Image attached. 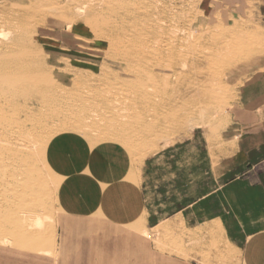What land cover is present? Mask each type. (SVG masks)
<instances>
[{"label": "rangeland", "instance_id": "1", "mask_svg": "<svg viewBox=\"0 0 264 264\" xmlns=\"http://www.w3.org/2000/svg\"><path fill=\"white\" fill-rule=\"evenodd\" d=\"M1 45L43 54L34 66L61 87L58 96L77 102L73 118L86 123L78 132L102 139L113 134L105 127L115 116L135 131L130 145L118 144L112 155L131 162L117 176L124 192L115 200L124 207L117 222L100 219L93 233L62 246L68 232L60 221L54 247L34 223L22 240L46 246L0 248V264H110L107 253H117L113 264H264V217L249 211L259 198L232 161L242 135L243 83L264 69V0H0ZM128 85H145L150 96L146 85L165 89V105L152 97L145 113L164 111L167 123L144 120L137 133L136 91ZM232 180L236 200L229 203L224 193ZM8 187L15 189L1 183L0 193ZM34 204L11 210L21 219L36 211L45 222L40 199ZM98 206L111 204L83 208ZM113 230L120 240L107 239ZM131 238L141 244L126 252ZM67 248L76 254L59 261Z\"/></svg>", "mask_w": 264, "mask_h": 264}, {"label": "bare ground", "instance_id": "2", "mask_svg": "<svg viewBox=\"0 0 264 264\" xmlns=\"http://www.w3.org/2000/svg\"><path fill=\"white\" fill-rule=\"evenodd\" d=\"M63 39L69 43L67 36L63 35ZM37 52L34 54L18 49L5 51L0 46V184L15 187L14 191L8 187L2 191L3 194L0 193V248L10 247L27 252L46 246L40 242L28 243L22 240L26 237L24 228H30L34 223V229L46 231L47 245L54 247L58 238L56 226L60 221L66 223L63 227L68 232L67 238H61L62 246L68 240H77L86 235V232L93 233L100 219L117 222L118 213L124 210L122 205L115 202L124 194L118 186L117 176L121 171L131 168V162H121L112 155L117 153L118 144L120 147L130 145V135L135 131L123 121L116 120L115 116L111 121L116 124L108 122L110 126L105 127V130L112 131L113 134L107 133L102 139L78 132L86 123L85 119L73 118V107L77 102L58 96L57 90L61 87L47 82L50 81L47 71H37L34 66L35 58L43 56L41 52ZM127 53L129 51L121 50L120 55ZM132 62L130 59L126 64ZM156 74L157 72L152 71L148 74V79L154 82ZM128 86L136 91L133 109L140 127L137 133H142L144 129L141 121L149 120L157 126L167 123L164 111H153L149 115L145 113V107L154 104L150 99L152 97H158L165 105L168 97L165 89H161L160 85H146L153 90L150 96V93H143L145 85ZM131 118L134 119L130 117V121ZM18 189L26 191L25 198L18 197L15 193ZM33 190L36 195L29 194ZM11 196L13 198L9 199ZM39 199L43 206L41 214L45 217L43 223L38 222L39 215L36 211L30 212L27 219H21L18 217L20 214L11 210L12 207L23 204L29 209ZM103 202H109L111 206L102 210L99 206L88 211L83 208L86 203L95 206ZM59 209L64 212L58 214ZM131 228L134 226L131 225ZM107 233L110 234L107 239L113 237L114 240H120L116 230ZM131 242L128 245L126 243V252L127 246L134 249L141 244L133 238ZM102 251V248L99 249L98 254L101 255ZM74 254L76 252L67 248L58 260L71 259ZM116 254L107 253L103 256L105 255L106 262H110L111 259L117 260ZM122 258L123 255L118 259Z\"/></svg>", "mask_w": 264, "mask_h": 264}, {"label": "crops", "instance_id": "3", "mask_svg": "<svg viewBox=\"0 0 264 264\" xmlns=\"http://www.w3.org/2000/svg\"><path fill=\"white\" fill-rule=\"evenodd\" d=\"M260 70L243 83L246 85L242 99L244 111L237 119L241 125L242 135L237 155L232 157V161L236 166L243 168V175H247L244 181L248 182L251 192L259 198V205L254 206L251 203L249 211L256 209L257 216L264 217V206L260 204L264 201V69ZM235 182L232 180L225 186L224 198L229 203L236 200L234 191L230 190L231 184ZM247 216L250 218L255 214L248 213Z\"/></svg>", "mask_w": 264, "mask_h": 264}]
</instances>
